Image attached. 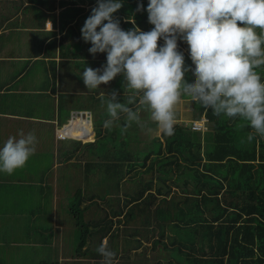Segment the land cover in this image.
<instances>
[{
  "label": "trees",
  "instance_id": "trees-1",
  "mask_svg": "<svg viewBox=\"0 0 264 264\" xmlns=\"http://www.w3.org/2000/svg\"><path fill=\"white\" fill-rule=\"evenodd\" d=\"M148 3L139 12L135 3L125 2L114 18L125 31H150L154 26L148 21ZM132 14L135 23L129 19ZM158 43L163 45V40ZM178 48L185 65L194 67L187 44L180 40ZM106 55L93 56L87 50L68 57L75 58L77 68V60L83 63L84 71L102 68ZM257 71L264 80V68ZM185 79L192 83L195 78L189 72ZM123 83L117 76L106 84L105 98L116 90L118 101L126 102ZM102 108L94 124L95 140H75L71 152L86 147L79 168L65 183L71 193L68 221L72 219L66 232L73 246L63 254L79 258L68 263L101 264L96 249L107 240L115 260H130L133 250L147 259L144 264H264V138L256 135L248 142L252 129L240 127L239 118L216 116L187 97L176 107L174 134H162L163 139L147 130L156 124L146 112H141L145 129L133 124L122 133L121 119L105 133L108 115L106 105ZM203 118L206 129L195 128L193 122ZM169 179L178 189L168 196L164 187ZM0 264H6L1 257ZM34 264L61 263L48 258Z\"/></svg>",
  "mask_w": 264,
  "mask_h": 264
},
{
  "label": "clouds",
  "instance_id": "clouds-1",
  "mask_svg": "<svg viewBox=\"0 0 264 264\" xmlns=\"http://www.w3.org/2000/svg\"><path fill=\"white\" fill-rule=\"evenodd\" d=\"M122 7V0H97L81 28L89 52L107 54L102 68L85 67L81 77L87 90L117 76L124 80L126 102L118 101L116 90L107 99L104 93L97 97L106 105L105 129L123 119L122 133L133 124L143 130L141 112H146L162 134L171 136L176 107L187 97L216 116L239 118L240 127L252 129L248 142L256 135L264 138V80L257 71L264 68V0H149L146 11L154 27L147 32L123 30L114 18ZM144 10L140 3L137 11ZM180 40L194 67L185 65ZM189 72L192 83L185 79ZM18 137L10 136L0 147V173L14 174L35 154L34 132L21 130ZM96 251L101 264H114L116 253L107 240Z\"/></svg>",
  "mask_w": 264,
  "mask_h": 264
},
{
  "label": "crops",
  "instance_id": "crops-1",
  "mask_svg": "<svg viewBox=\"0 0 264 264\" xmlns=\"http://www.w3.org/2000/svg\"><path fill=\"white\" fill-rule=\"evenodd\" d=\"M96 6L97 0H0V147L10 136L19 138L21 130L34 132L38 140L36 152L24 168L12 175L0 173V230L6 234L3 240L12 245L23 242L13 236L8 240L11 221L26 229L33 225L41 233L52 230L48 237L43 236L52 237V242L43 240L42 244L50 248L61 245L60 229L66 232V226L60 227V187L75 173L70 162L78 151L71 154L74 142L58 138L57 131L73 111H87L94 122L90 107H74L76 94H87L90 102L95 99L81 85L83 71H77L75 58L68 56L89 51L91 44L83 40L81 28ZM22 185L29 194L34 192L36 208L22 209L17 204L11 210L5 208L3 198L8 192L20 191Z\"/></svg>",
  "mask_w": 264,
  "mask_h": 264
},
{
  "label": "rangeland",
  "instance_id": "rangeland-1",
  "mask_svg": "<svg viewBox=\"0 0 264 264\" xmlns=\"http://www.w3.org/2000/svg\"><path fill=\"white\" fill-rule=\"evenodd\" d=\"M123 1L135 3L136 8H138V5L140 3L148 2L149 0H122V2ZM122 8H121V10H122ZM129 19L136 21V18L133 14L131 15V17ZM77 65H78L77 71H79V69L81 67L80 65L83 66L84 64L80 63V61L78 62V60H77ZM80 80H81V77H80ZM80 82H81V85L87 91V88L84 85L83 80H81ZM103 87H105V85H101L100 88L95 90V91H89L90 92L89 95H92L93 99H96L100 93H104V95H105V90L103 89ZM89 100H90V98L88 97L87 94H81V95L76 94L75 95L76 104L74 105V107L75 108H89L90 107V109H92V112H93V118H94L93 123L95 124V121L101 116V114H103L104 109L102 108L103 106H101V102L98 98L96 99L97 100L96 106H95V102L93 100L91 101V102H93L92 107L90 105L91 102ZM181 108L184 109V107L182 105H181ZM147 115H148V113H147ZM148 120H149V115H148ZM180 120L182 121L183 119H180ZM186 121H187V123L189 122L188 120H186ZM193 124H194V127L197 129H202V130L206 129V125L203 123L202 120L194 121ZM150 129H151V131L149 133L151 135H160V138L163 139L162 133L158 130L157 125H153ZM106 132H107V129H105V133ZM142 132H145V131H142ZM94 140H95V137H94ZM67 141H69L70 143L76 142L75 140L73 141L71 139H68ZM85 150H86V147H85V145L82 144V146H80V148L77 152V155L75 157V161L70 162L73 165V168H75V167L79 168V164H80L79 159H81V157H82L81 154ZM80 168L83 169V162H82V166ZM201 169H202V166H200L198 168L199 171ZM61 170L65 171L66 167H65V169L62 168ZM72 172H73V170H72ZM157 173H158V171H156L155 175H157ZM149 175H151V174L148 173L147 176H149ZM61 177H62V175H61ZM178 177L174 176L173 178L178 179ZM182 177H184V176H182ZM157 180H159V179H157V177H155V187L154 188L159 187L158 184H156ZM167 181H168L167 184L169 186L164 187L167 192H169L171 190L176 191L178 189L177 185H175L173 182H171L170 179ZM59 183L61 184V182H59ZM77 184L81 185V186L83 185V183H81V181H78ZM170 187H171V189H170ZM33 194H34V192H33ZM33 194H29V192L25 190L24 185H22L20 191L13 190L12 192H8L6 194V197L3 198V201H4L3 205L6 206L5 208H8L10 210H11V207L13 206V204H17V206H19L22 209L33 210L36 208L34 206V199L36 196H35V194L34 195ZM70 194L71 193L68 191L66 186L64 184L63 185L61 184V187H60V197H61V199H60V203H61L60 210H61V212L59 215V217L61 219L60 220V227L66 226V228H67L66 231L69 230L70 226H72V219L70 220L71 222L68 221L69 217H70V215H68L69 212L65 210V208L67 207L66 202H67V199L69 198ZM167 195L169 196L170 192ZM53 201L58 203L59 199L53 198ZM102 203H104V202L102 201ZM16 209H17V207L14 210H16ZM27 212H30V211L27 210ZM20 219H21V221L25 220L24 217H20ZM36 227L38 228L39 225L36 224ZM48 227H50V225H48ZM27 228L28 229H26V226H24L23 224L18 225L17 222H15V221H11L7 225V229H8L7 238H8V240H10V238H12V236H13V238L15 240H19L20 242H23L25 245L23 243L21 245H12V244H10V241L5 242V240H3V237H6V234H5V232L3 233L0 230V235L2 236V237H0V243L3 242L5 244V246L0 244V257L4 260V262L6 264H34L40 260H45V259L47 260L48 258H51V259H57L58 258L60 263L63 264V263H65V261H67L66 263H68V262H73L74 260L79 259L76 256L70 257V256L65 255V254L62 255V253H61L63 248H65L67 251L71 248V246H73V243H72L71 239L69 238L68 232H65V234H63V230L60 229V234L59 235L57 234V237L60 239L61 245L59 247H54V248L51 246V248H50V247L43 246L42 244L44 242L43 240H47L48 243L52 242V237L51 238L49 237V239L46 237H43V236L48 237L50 233L52 234V230H50V231L45 230V231H43V233H41L39 231H35L33 225H31V227L27 225ZM60 235H62L61 238H60ZM32 242H34V244H32ZM146 244L148 247H151L150 242H148ZM54 249L55 250L57 249L58 253L54 252ZM141 250H142V248H139L137 251H141ZM147 252L149 255V248H148ZM133 253H134V251L132 250L131 251V257L132 258L130 260H123V258H120L119 260H114V264H134L135 262L140 263V264H144L147 262L146 258L140 257L139 255L136 256ZM56 254H58V255H56ZM53 255H55V256L53 257ZM68 264H73V263H68Z\"/></svg>",
  "mask_w": 264,
  "mask_h": 264
},
{
  "label": "built area",
  "instance_id": "built-area-1",
  "mask_svg": "<svg viewBox=\"0 0 264 264\" xmlns=\"http://www.w3.org/2000/svg\"><path fill=\"white\" fill-rule=\"evenodd\" d=\"M203 123L207 121L202 119ZM89 124L90 128L87 126ZM78 128L79 135H75L73 131ZM57 137L60 139H73L77 141L87 142L93 141L95 137V129L91 115L87 111H73L67 123L63 124L57 131Z\"/></svg>",
  "mask_w": 264,
  "mask_h": 264
},
{
  "label": "water",
  "instance_id": "water-1",
  "mask_svg": "<svg viewBox=\"0 0 264 264\" xmlns=\"http://www.w3.org/2000/svg\"><path fill=\"white\" fill-rule=\"evenodd\" d=\"M90 114V113H89Z\"/></svg>",
  "mask_w": 264,
  "mask_h": 264
}]
</instances>
